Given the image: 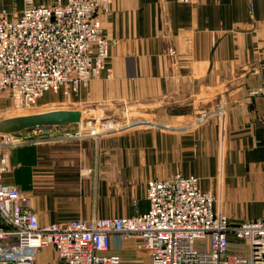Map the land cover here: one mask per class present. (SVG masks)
<instances>
[{
	"label": "crops",
	"instance_id": "crops-1",
	"mask_svg": "<svg viewBox=\"0 0 264 264\" xmlns=\"http://www.w3.org/2000/svg\"><path fill=\"white\" fill-rule=\"evenodd\" d=\"M0 1L12 19L26 7V0ZM102 24L112 78L56 98L73 105L62 109L137 114L134 126L99 142L16 147L4 180L29 196L41 225L145 212L148 181L175 173L199 177L231 221L260 218L264 93L254 91L264 85V0H115ZM209 111L217 112L200 121ZM230 237V250L242 251L244 243ZM122 240L113 235L110 252L123 264L131 250L145 249L130 240L124 254Z\"/></svg>",
	"mask_w": 264,
	"mask_h": 264
},
{
	"label": "built area",
	"instance_id": "built-area-1",
	"mask_svg": "<svg viewBox=\"0 0 264 264\" xmlns=\"http://www.w3.org/2000/svg\"><path fill=\"white\" fill-rule=\"evenodd\" d=\"M114 1L35 5L26 0L16 19L0 3V102L3 98L10 103L8 111L33 113L47 93L71 97L93 80L112 78L110 40L102 16ZM254 92L264 93V85ZM218 110L224 113L223 106ZM214 112L201 113L199 120ZM132 126L102 116L86 122L82 112L80 122L47 126L45 134L39 127L34 136L0 132V264H122L121 256L110 252L113 235L148 250L152 264H264V212L257 219L231 221L215 210L214 194L203 190L195 175L175 173L149 180L145 212L46 225L40 224L29 196L4 180L16 147L87 138L99 142ZM230 236L246 241L248 254L232 252Z\"/></svg>",
	"mask_w": 264,
	"mask_h": 264
},
{
	"label": "rangeland",
	"instance_id": "rangeland-1",
	"mask_svg": "<svg viewBox=\"0 0 264 264\" xmlns=\"http://www.w3.org/2000/svg\"><path fill=\"white\" fill-rule=\"evenodd\" d=\"M42 99H46L47 101H45L43 103L40 102L39 107L36 109V111H34L35 113H42V112H46V111H50V110L62 109L64 107L67 108V107L73 106L67 100H62L61 98H56V94L47 93ZM6 102L0 103V109L3 112H5V108L10 105V104L8 105L7 104L8 102L7 103ZM34 112L30 113V112H24V111H21V112L8 111V112L4 113V115L0 118V122L5 118H9L11 115H13V116L14 115H26V114L30 115V114H35ZM113 114L114 113H111V116H109V114H107L103 111L102 106H100V107L96 106V107H89L87 110H85L84 111V118H85V121L87 122L88 120L93 118V116H95V117L96 116H102L105 119H116V120L122 121V123L132 122L133 124L139 118L137 116V114H130L129 112H125V110H124V113L122 115H120V114H114L113 115ZM39 128L40 129L41 128L42 129H48L49 127L40 126ZM32 131L33 130L26 129V130H23L22 132L23 133H30ZM130 243L133 244L130 240H122L120 242V244L123 245L124 254L128 253L130 246H131ZM243 243H244V246H243ZM241 244L243 246V249H242V251H239V252H243V253L247 254L248 253V243L246 241H241ZM131 252L133 253V255H132L133 260L126 258V262L124 264H152L151 254L148 250H146V249L135 250L134 249V250H131ZM42 253H44V255L47 256L48 250L45 249L42 251ZM121 259H122V257H121ZM122 264H123V259H122Z\"/></svg>",
	"mask_w": 264,
	"mask_h": 264
},
{
	"label": "water",
	"instance_id": "water-1",
	"mask_svg": "<svg viewBox=\"0 0 264 264\" xmlns=\"http://www.w3.org/2000/svg\"><path fill=\"white\" fill-rule=\"evenodd\" d=\"M81 119L82 112L80 110L56 109L3 119L0 124H4V128H0V132L16 133L40 126L67 125L78 123Z\"/></svg>",
	"mask_w": 264,
	"mask_h": 264
},
{
	"label": "bare ground",
	"instance_id": "bare-ground-1",
	"mask_svg": "<svg viewBox=\"0 0 264 264\" xmlns=\"http://www.w3.org/2000/svg\"><path fill=\"white\" fill-rule=\"evenodd\" d=\"M0 128H1V129L4 128V124H0Z\"/></svg>",
	"mask_w": 264,
	"mask_h": 264
}]
</instances>
